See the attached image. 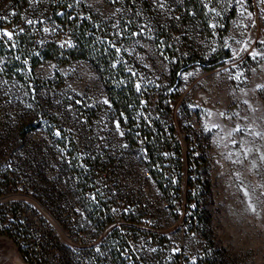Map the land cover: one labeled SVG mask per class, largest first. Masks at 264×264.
I'll return each mask as SVG.
<instances>
[{
    "label": "rangeland",
    "instance_id": "obj_1",
    "mask_svg": "<svg viewBox=\"0 0 264 264\" xmlns=\"http://www.w3.org/2000/svg\"><path fill=\"white\" fill-rule=\"evenodd\" d=\"M69 1L70 16L84 14L102 33L103 69L134 82L128 89L140 102L130 109L137 120L132 127L137 134L158 130L165 159L150 163L144 138L126 140L127 126L100 71L79 54L81 42L70 28L68 46L50 41L45 51L31 50L19 22L27 14L46 16L47 0L15 6L0 36V160L14 176L0 175V202L6 193L47 198L50 207L42 203L57 228L43 233V254L58 249L60 256L46 264H123L119 237H106L124 218L141 228L131 241L134 264H264V0H234L227 27L228 0ZM9 2L0 0V8ZM57 24L49 16L43 27ZM191 145L199 147L193 171L204 207L178 250L170 245L177 237L175 213L159 172ZM80 173L84 190L94 193L88 201L77 185ZM141 179L148 185L138 194ZM106 182L115 190L102 204ZM145 207L153 210L149 222L140 217ZM110 239L120 254L110 252L116 244ZM88 254L93 259H81ZM0 264L28 263L11 247Z\"/></svg>",
    "mask_w": 264,
    "mask_h": 264
},
{
    "label": "built area",
    "instance_id": "obj_2",
    "mask_svg": "<svg viewBox=\"0 0 264 264\" xmlns=\"http://www.w3.org/2000/svg\"><path fill=\"white\" fill-rule=\"evenodd\" d=\"M41 0H10L8 4L0 8V36H2L6 27L5 15L8 10H12L15 6L27 7L33 2ZM49 10L46 16L37 17L32 14L23 15L19 25L29 32L30 47L33 52L40 53L50 41H55L60 47L69 45V30L62 25L59 17L67 19L70 17L71 4L69 0H47ZM49 16L57 17L59 24L55 25L49 31H45L43 22ZM31 21V23H29ZM175 135V134H174ZM172 137V142L175 138ZM146 149V148H145ZM147 151V149H146ZM148 157H150L149 152ZM199 155V147L191 145L184 148L180 155L179 164L173 165L170 168L163 165L161 175L163 179V186L166 188V203L175 213V227L177 237L170 240L171 248H183V241L185 237L193 231L194 226L204 207V189L202 185L196 181L194 173L195 162L193 157ZM161 164V163H160ZM7 165L5 162L0 164V172L5 171ZM91 178L94 176L90 172ZM147 181L141 179L136 183L135 191L138 194H143L147 188ZM104 200L109 201L110 196L114 194V186L109 183H103ZM90 188L84 190V196L88 199L94 197V193ZM8 195V196H6ZM109 196V198H108ZM3 200L0 202V237H5L12 241L22 259L28 264H46L49 259L58 260L60 252L58 249L52 250L50 257L43 254L42 235L46 230L57 228L56 222L53 220L51 213L36 198L21 199L11 196L9 193L4 194ZM32 199V200H31ZM107 201L105 203H107ZM113 206V202L106 204V207ZM107 208V213L113 214V211ZM115 211L116 208H114ZM26 211L32 216L31 221L26 222ZM118 212V211H117ZM128 215H131L128 212ZM140 217L143 222L151 221L153 217V210L150 207H145L140 211ZM126 222H131V218H124ZM120 224H122L124 222ZM117 224V225H120ZM138 226V225H137ZM140 227V226H138ZM141 229V228H140ZM138 237H140L138 235ZM138 239V238H137ZM136 241V240H134ZM134 245V244H133ZM134 245V251L136 250ZM124 253V251H123ZM85 260L93 259L92 254H88L81 258ZM187 263V259L185 260Z\"/></svg>",
    "mask_w": 264,
    "mask_h": 264
},
{
    "label": "trees",
    "instance_id": "obj_3",
    "mask_svg": "<svg viewBox=\"0 0 264 264\" xmlns=\"http://www.w3.org/2000/svg\"><path fill=\"white\" fill-rule=\"evenodd\" d=\"M228 1H229L230 9H229V13H228L227 19H226V27L228 25L229 19L234 15V12H235L234 0H228ZM196 5H197V3H196ZM59 19L62 22V25L70 28V30L72 31V34L75 36L77 41L79 43L81 42L79 47L81 48L82 52H80L79 54L84 55V56H86V55L89 56L90 59L93 61V63L98 68V70L100 71L103 83H104V85L108 91V96H109V99L111 101V105L116 109L120 121L124 122L127 126V129L125 130L126 140H133L134 137H138V136H141L142 138H144L146 140L145 148L147 149V151L149 152V155H150V157H149L150 163L157 164V162H159V164H160L165 159V157L163 156V154L161 152V149H162L161 145L164 144V142L161 138L162 135L158 130H154L153 128H149V129L140 128V132H138V134L136 133L137 130L133 129L134 127H132V125L137 120H136L135 114L130 112V109L133 108L137 103L140 102V98H139V96L137 98L135 96H131L128 88H136V86H135L134 82H132V81L127 82L126 78L119 80L118 76L115 77L112 73L107 72V69H103V67L107 66L108 61H106L105 55L103 53H101L103 50V47H104V43H103V41L100 42V40H99V39H101L100 35H102V33L97 32L98 27H96L95 24L92 23L87 18V16H84V14L82 16H80L79 14L75 13L73 16H70L67 19L62 18V17H59ZM226 27L224 28V31H225ZM223 32L221 33V35H223ZM30 39H31V36L29 34V43H30ZM51 42H55V41H51ZM55 44L56 45H52V46L60 47L56 42H55ZM95 46H98V48L93 51L92 47H95ZM29 47H30V45H29ZM47 48H48V44L42 51H45ZM70 51H71L72 55H75L74 49H71ZM226 53H228V51H226ZM218 58H219V56L214 55L211 59L213 61H216ZM177 69H178V64L174 63L173 66L170 68V74H171L172 79H174L176 77ZM131 103H133V104H131ZM122 112L124 114H122ZM125 117H126V119H125ZM170 136L174 137L173 129L171 130ZM170 142H171V140H170ZM175 160L177 162L174 165L179 164L180 155H179V158L177 157ZM2 162L6 163V161L0 160V164ZM8 172H9V170H8V165H7L5 171L0 172V175H4V177H6L7 180L8 179L13 180L14 176L9 175ZM159 173H161V172H159ZM77 178H78L77 185L83 184V186H82L83 191L82 192L84 195V189H85L84 184L86 181V176L80 173V174H78ZM85 199H87V201H88V198L85 197ZM41 201L46 203L48 206L50 205L47 202H45V201H47V198L45 199V201H43L42 199H41ZM51 202H49V203H51ZM108 207H109V205L107 206V208ZM94 211L95 210L93 209V210H91L90 213H92ZM101 211L103 212L104 210H101ZM200 216H201V214H200ZM202 216L204 217V219H206L205 213ZM133 217H135V215ZM107 218L111 219L110 212H108ZM140 231H141L140 227H138L136 224L129 223V222H126L124 220V222L122 224L112 226L110 233L106 237V240H108V237H110L111 235L119 237L120 243L122 244V247L125 248L124 250H122V251H124V254L122 257L123 264L125 263V260L129 255H130L129 257L132 258V262L130 264H134L136 262V252L134 251V245L132 244L131 241L132 240L134 241L138 238ZM114 242L116 244L111 245L110 252L111 253L115 252L117 254H120L121 252L116 248L118 243L116 241H114ZM114 242H111V239H110V241H108V244L110 245ZM125 253H127L129 255L124 256Z\"/></svg>",
    "mask_w": 264,
    "mask_h": 264
},
{
    "label": "water",
    "instance_id": "obj_4",
    "mask_svg": "<svg viewBox=\"0 0 264 264\" xmlns=\"http://www.w3.org/2000/svg\"><path fill=\"white\" fill-rule=\"evenodd\" d=\"M11 247H13L14 249L17 250V248L13 242H11L7 239H4V238L3 239L0 238V256L5 254L8 251V249H10ZM17 252H18V250H17Z\"/></svg>",
    "mask_w": 264,
    "mask_h": 264
},
{
    "label": "snow or ice",
    "instance_id": "obj_5",
    "mask_svg": "<svg viewBox=\"0 0 264 264\" xmlns=\"http://www.w3.org/2000/svg\"><path fill=\"white\" fill-rule=\"evenodd\" d=\"M29 23H31V21H29ZM4 35L9 36V39H11V33H7V32H5Z\"/></svg>",
    "mask_w": 264,
    "mask_h": 264
}]
</instances>
